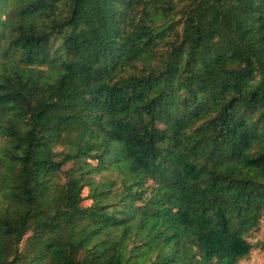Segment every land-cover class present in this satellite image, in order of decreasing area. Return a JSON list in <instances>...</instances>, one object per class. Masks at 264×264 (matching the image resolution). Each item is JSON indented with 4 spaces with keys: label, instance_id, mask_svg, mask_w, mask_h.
I'll use <instances>...</instances> for the list:
<instances>
[{
    "label": "trees",
    "instance_id": "1",
    "mask_svg": "<svg viewBox=\"0 0 264 264\" xmlns=\"http://www.w3.org/2000/svg\"><path fill=\"white\" fill-rule=\"evenodd\" d=\"M263 221L264 0H0V264H237Z\"/></svg>",
    "mask_w": 264,
    "mask_h": 264
},
{
    "label": "rangeland",
    "instance_id": "2",
    "mask_svg": "<svg viewBox=\"0 0 264 264\" xmlns=\"http://www.w3.org/2000/svg\"><path fill=\"white\" fill-rule=\"evenodd\" d=\"M88 202H84V204H87ZM264 235V221L262 222L260 230L255 234V237L251 239V241L254 243L257 239H262ZM237 264H264V250L255 247L250 255L240 260Z\"/></svg>",
    "mask_w": 264,
    "mask_h": 264
}]
</instances>
